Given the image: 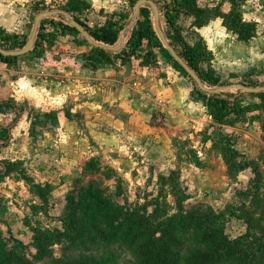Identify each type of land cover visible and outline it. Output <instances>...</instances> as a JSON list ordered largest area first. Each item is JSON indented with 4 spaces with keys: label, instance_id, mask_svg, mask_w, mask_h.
Masks as SVG:
<instances>
[{
    "label": "rangeland",
    "instance_id": "obj_1",
    "mask_svg": "<svg viewBox=\"0 0 264 264\" xmlns=\"http://www.w3.org/2000/svg\"><path fill=\"white\" fill-rule=\"evenodd\" d=\"M138 1L127 0L130 21ZM153 1L164 15L165 2ZM252 1L250 5L257 8L253 14L261 18L264 27V0ZM63 4L44 2L41 8L48 10L41 13L54 11ZM147 9L146 14L154 25L152 10ZM223 10L226 12L229 7L224 6ZM63 20L68 23L66 18ZM162 27L170 38L164 17ZM260 33L261 40L262 27ZM156 37L152 54L136 49L118 71L131 63L144 84L158 79L170 85H186L187 93L198 103L200 119L187 124L182 136L173 137L170 150L177 159L175 166L188 164L183 175L180 170L175 171L179 172L180 184L189 194L186 210L195 218L194 226L180 235L181 255L185 258L196 252H213L222 264H264V252L257 250H264V93L260 98L242 94L233 87L264 88V59L261 68L250 73L226 68L219 61L217 75L209 72L207 63H202L204 86L210 91L220 90L214 95L202 92L166 49L157 32ZM172 42L180 55L181 48L173 38ZM14 47V51L24 48ZM88 57L90 60L86 63L93 69H104L117 60L108 52L90 51ZM128 81L137 82L135 78ZM26 89V86L19 87L17 99L7 98L0 104L3 141L0 163H19L10 176L0 178V264L78 261L141 264L137 255L140 242L134 245L131 238L86 245L82 209L90 200L101 205L109 202L110 211L116 214L118 206L129 208L152 202L163 189L169 193L166 198L171 205L169 213L178 215L179 192L171 193L172 186L162 180L159 174L163 170L157 172L155 164L152 167L148 164V172L141 178L135 166L126 162L131 161L129 148L112 146L101 150L95 142L71 140L73 134L65 127L61 126L62 132L57 131L60 129L58 118L39 113V94L31 95V99ZM211 99L229 104L224 124L210 121L212 115L207 103ZM165 153L169 154V149L157 160H162ZM35 228L70 233L63 244L40 251L34 246Z\"/></svg>",
    "mask_w": 264,
    "mask_h": 264
},
{
    "label": "crops",
    "instance_id": "obj_2",
    "mask_svg": "<svg viewBox=\"0 0 264 264\" xmlns=\"http://www.w3.org/2000/svg\"><path fill=\"white\" fill-rule=\"evenodd\" d=\"M52 1L63 4L69 0H0V28L13 36L12 45L20 46L23 42L27 45L35 19L42 12L41 6L43 7L44 2L48 4ZM84 1L87 8L77 16L87 24L89 32L117 23L128 27L131 15L125 21L122 19V15H128L127 0ZM222 1L198 0V5L212 9ZM251 2L253 1H249L244 8V19L257 23V36L249 42L239 41L223 26L220 18L201 29L192 25L191 18L182 23L181 35L184 40L191 46L202 40L207 50L212 53L213 73L219 74V61L226 68L240 69L244 73L261 68V61L264 59V36L260 40L259 35L262 34L261 27L263 31L264 27L261 26V18L253 14L257 8L251 6ZM161 14L163 15L162 12ZM163 17L165 19L164 15ZM63 18L57 16L46 19L50 24V28L45 30L46 39L39 42L38 37L34 50L19 57L17 63L9 64L0 60V104L8 100L7 98L17 99V92H20L17 89L26 86L31 99V95L39 94V113L57 117L60 124L57 131L62 132L61 126L65 127L73 134L71 140L84 143L92 141L101 150L111 149L112 146L129 148L131 161L126 162L135 166L141 178L152 164L157 165V172L163 170L160 176L167 177V174L175 170H180L183 175L188 164L184 162L182 165L178 164V167L175 166L177 159L170 152L173 147L172 140L174 136L183 135L187 124L200 119L197 115L198 103L187 93V86L170 85L167 81L158 79L144 84L140 82L133 64L132 75L136 83L128 81L133 78L124 77L127 65L118 71L124 59L132 55L137 46L138 39L134 35L137 31L136 25L127 32L122 51L112 53L117 59L114 64L104 69L90 68L91 65L86 63L85 57L93 51V46L84 42L81 34L82 37L57 30L56 24L64 23ZM167 28L171 32L169 38L164 30L167 41L173 44V38L177 43V34ZM223 36L226 39H222ZM258 47L261 49L256 50ZM257 62L259 63L256 67ZM12 86L13 89L9 88ZM157 115L161 116L160 124L156 122ZM209 118L210 121L214 120L212 116ZM167 149L169 154L165 153L162 160H157Z\"/></svg>",
    "mask_w": 264,
    "mask_h": 264
},
{
    "label": "trees",
    "instance_id": "obj_3",
    "mask_svg": "<svg viewBox=\"0 0 264 264\" xmlns=\"http://www.w3.org/2000/svg\"><path fill=\"white\" fill-rule=\"evenodd\" d=\"M159 1L165 2L164 16L166 24L177 34V43L182 50L180 56L199 75L202 81L204 80L202 63H207L209 72H213L211 69L213 55L207 50L202 40L194 46L189 45L184 40L181 35V20L183 18L186 20L187 18H191L192 25L198 29L220 18L223 21V26L232 32L239 41L249 42L257 36V23L254 21L247 22L244 19V8L251 0H223L221 4L212 9L199 7L198 0H172L171 3H168L167 0ZM226 5L229 7V10L225 12L223 7ZM86 8L87 4L84 0H69L63 5L58 6L56 10L69 13L78 23L88 30L87 24L77 16L78 13H82ZM47 9L45 7L41 11ZM147 10V8L142 9L143 12L136 23L137 31L134 35L138 39V42L135 50L141 48L152 54L157 37L153 21L146 14ZM129 16V14L122 15L123 21L128 19ZM48 28H50V24L43 21L38 36L39 42L46 39L45 30ZM56 28L59 31H68L81 36L77 30L70 27L67 23L59 22L56 24ZM124 30L125 25H119L117 23V25L104 26L95 32L89 33L95 41L114 46L120 38V33ZM82 38L87 43L84 37ZM12 39V35H9L5 30L0 28V46L2 48L14 50L15 47L11 43ZM25 45L26 43H21L20 48L25 47ZM93 51L99 54H107L106 51L94 47ZM175 51L177 52V50ZM129 57L124 59V61L129 59ZM0 60L9 64H15L19 58H6L0 55ZM85 60L88 61L90 59L89 57H85ZM254 96L261 98L263 94ZM207 107L210 109L213 119L220 124H224L223 122L230 111L229 104L225 100L216 102L211 99L208 101ZM2 142V139H0V152L3 146ZM18 164L9 163L8 161L0 163V178L10 176ZM161 178L168 185L172 186L171 193H176V190L179 192L178 197L180 202L178 207L180 213L178 215H171L169 213L171 205L166 200L169 193H164L163 189L159 196L153 199L152 202L145 203L144 205L136 204L129 208L118 206L116 214H112L110 211L109 202L101 205L96 201L90 200L86 207L82 209V223L87 236L85 244L95 246L99 243H112L124 238H131V242L134 245L140 242L137 255L141 264H222L221 259L213 252H196L185 258L182 257L181 250L183 248V241L180 235L186 233L195 223L193 214H190L185 207V202L189 199V194L180 184V174L178 171H172L168 177ZM26 179L30 181V179ZM33 233L34 246L41 251L45 247L63 244L70 232L68 230L63 232L60 230L48 231L35 228L33 229ZM257 250L264 252L263 249ZM2 264H8V262H3ZM53 264L99 263L93 261H78Z\"/></svg>",
    "mask_w": 264,
    "mask_h": 264
},
{
    "label": "water",
    "instance_id": "obj_4",
    "mask_svg": "<svg viewBox=\"0 0 264 264\" xmlns=\"http://www.w3.org/2000/svg\"><path fill=\"white\" fill-rule=\"evenodd\" d=\"M143 8H149L152 10L155 30L158 33L160 40L162 41L166 49L170 52L172 57L179 63V65L186 71V73L195 81V83L198 85L200 90L205 93L210 92L214 95L219 94L220 93L219 89L210 91L204 86V83L202 79L199 77V75L195 73V71L184 61V59L175 51L174 47H172V45L167 41L166 36L161 28V18L163 17V15L161 14L159 7L153 0H140L136 3L135 8H134V13H133V19L130 21L128 27H126L125 30L122 32L117 44L114 46L105 45L103 43H99L95 41V39H93L92 36L90 35L89 31L85 27H83L80 23H78L75 20V18L69 13L64 12V11H57V12L51 11V12L41 13L36 17L35 25H34V29L31 34V37L29 41L27 42V45L23 49L12 51V50H6L0 46V55L6 58L8 57L19 58V57H24L28 55L30 52L34 50V47H35V44H36V41L39 35V31L41 28V23L46 19L55 18L57 16H62L66 18L68 20L67 24L73 29L77 30V32L81 34L86 39V41L90 45H92L94 48H98V49L104 50L109 53H119L123 49V46H124V43L127 37L126 36L127 32L130 31L135 25V23L138 21L139 13ZM132 72H133L132 64L128 63L123 75L126 79H132L133 78ZM233 87L236 89H240L242 94L257 95V94L264 93V88H248V87H244L241 85H234Z\"/></svg>",
    "mask_w": 264,
    "mask_h": 264
},
{
    "label": "built area",
    "instance_id": "obj_5",
    "mask_svg": "<svg viewBox=\"0 0 264 264\" xmlns=\"http://www.w3.org/2000/svg\"><path fill=\"white\" fill-rule=\"evenodd\" d=\"M64 23H67V22H64ZM156 118H157V121L156 122L158 124H160L162 122L161 116L160 115H157Z\"/></svg>",
    "mask_w": 264,
    "mask_h": 264
}]
</instances>
